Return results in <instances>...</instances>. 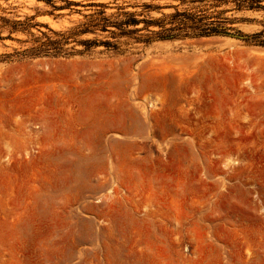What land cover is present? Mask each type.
<instances>
[{"label": "rangeland", "instance_id": "rangeland-1", "mask_svg": "<svg viewBox=\"0 0 264 264\" xmlns=\"http://www.w3.org/2000/svg\"><path fill=\"white\" fill-rule=\"evenodd\" d=\"M0 264H264V0H0Z\"/></svg>", "mask_w": 264, "mask_h": 264}, {"label": "trees", "instance_id": "trees-1", "mask_svg": "<svg viewBox=\"0 0 264 264\" xmlns=\"http://www.w3.org/2000/svg\"><path fill=\"white\" fill-rule=\"evenodd\" d=\"M240 3L241 2H245L246 0H239ZM179 16H183V14H176L172 17V21L171 24L172 26L167 28V29H164V32H167L169 33L168 35H171V33H174V37L176 36H179L181 34H178L180 31H183L184 28H188L190 29L191 31H193V34L194 35H197V36H201V35H208V33L212 32L213 29L212 28H209L208 25L206 24H201L200 21H195V24H192L190 26H186L187 23L185 22H182V21H175ZM138 23L137 20H134V19H129L128 21H124L123 24L124 25H136ZM177 23V25L175 24ZM257 43H260V42H257Z\"/></svg>", "mask_w": 264, "mask_h": 264}, {"label": "water", "instance_id": "water-1", "mask_svg": "<svg viewBox=\"0 0 264 264\" xmlns=\"http://www.w3.org/2000/svg\"><path fill=\"white\" fill-rule=\"evenodd\" d=\"M228 36H231V37H234V38H241V36L233 35V34H228Z\"/></svg>", "mask_w": 264, "mask_h": 264}]
</instances>
